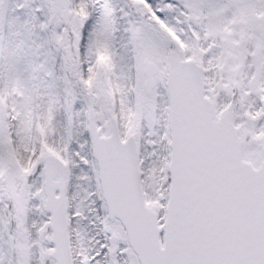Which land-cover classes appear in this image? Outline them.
<instances>
[{"label": "snow or ice", "instance_id": "1", "mask_svg": "<svg viewBox=\"0 0 264 264\" xmlns=\"http://www.w3.org/2000/svg\"><path fill=\"white\" fill-rule=\"evenodd\" d=\"M0 264H264V0H0Z\"/></svg>", "mask_w": 264, "mask_h": 264}]
</instances>
